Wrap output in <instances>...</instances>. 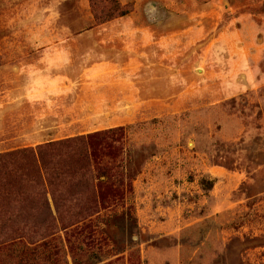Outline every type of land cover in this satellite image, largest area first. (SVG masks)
<instances>
[{
  "label": "rangeland",
  "instance_id": "374dc122",
  "mask_svg": "<svg viewBox=\"0 0 264 264\" xmlns=\"http://www.w3.org/2000/svg\"><path fill=\"white\" fill-rule=\"evenodd\" d=\"M118 1L0 0V153L115 127L139 167L0 264H264V0ZM45 76L64 93L35 99Z\"/></svg>",
  "mask_w": 264,
  "mask_h": 264
},
{
  "label": "trees",
  "instance_id": "16d2710c",
  "mask_svg": "<svg viewBox=\"0 0 264 264\" xmlns=\"http://www.w3.org/2000/svg\"><path fill=\"white\" fill-rule=\"evenodd\" d=\"M100 20L129 13L118 0H91ZM120 129L51 141L32 149L0 153V246L55 238L58 231L88 220L109 201L123 198L139 167L131 153L117 159ZM204 190L214 181L202 178ZM52 220V226L45 225ZM45 222V224H44ZM21 225L42 226L33 236ZM38 228V227H37ZM50 230L45 236L43 231Z\"/></svg>",
  "mask_w": 264,
  "mask_h": 264
},
{
  "label": "crops",
  "instance_id": "0c3cea01",
  "mask_svg": "<svg viewBox=\"0 0 264 264\" xmlns=\"http://www.w3.org/2000/svg\"><path fill=\"white\" fill-rule=\"evenodd\" d=\"M46 77L47 76H45V78ZM46 80L47 81L46 82L44 81L43 85L40 86L41 88H38L39 89V94H36L37 97H35V99L38 98V99L47 100L50 96H53V95H56V94H60V93H64V88H63L62 85L54 86V84L51 81V79H47L46 78Z\"/></svg>",
  "mask_w": 264,
  "mask_h": 264
}]
</instances>
